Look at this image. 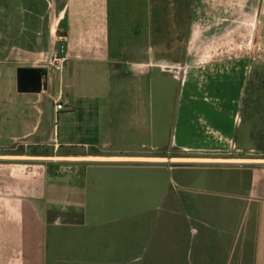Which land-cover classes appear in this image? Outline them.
Returning <instances> with one entry per match:
<instances>
[{
  "label": "crops",
  "instance_id": "crops-1",
  "mask_svg": "<svg viewBox=\"0 0 264 264\" xmlns=\"http://www.w3.org/2000/svg\"><path fill=\"white\" fill-rule=\"evenodd\" d=\"M46 12L61 71L40 93L0 78V264H264V152L242 123L264 0Z\"/></svg>",
  "mask_w": 264,
  "mask_h": 264
},
{
  "label": "rangeland",
  "instance_id": "rangeland-1",
  "mask_svg": "<svg viewBox=\"0 0 264 264\" xmlns=\"http://www.w3.org/2000/svg\"><path fill=\"white\" fill-rule=\"evenodd\" d=\"M46 7L47 0H22V27H16L19 23L18 0H0L1 79L20 65L46 68L51 65L53 57L58 56L61 49L58 35L61 32L47 20ZM18 37L22 43L15 42ZM54 37L55 43L52 44L50 40ZM53 49L54 56L51 55ZM251 63L248 64L247 82L252 81V85L247 92L242 116L248 128L252 123L261 126L264 120V61Z\"/></svg>",
  "mask_w": 264,
  "mask_h": 264
},
{
  "label": "water",
  "instance_id": "water-1",
  "mask_svg": "<svg viewBox=\"0 0 264 264\" xmlns=\"http://www.w3.org/2000/svg\"><path fill=\"white\" fill-rule=\"evenodd\" d=\"M47 68L17 67L15 69V87L18 93H40L46 89Z\"/></svg>",
  "mask_w": 264,
  "mask_h": 264
},
{
  "label": "trees",
  "instance_id": "trees-1",
  "mask_svg": "<svg viewBox=\"0 0 264 264\" xmlns=\"http://www.w3.org/2000/svg\"><path fill=\"white\" fill-rule=\"evenodd\" d=\"M256 75H257V73L254 74V77H256ZM251 85H252V81H250L249 83L247 82L246 98H247V92L249 91ZM250 92H251V90H250ZM246 98H245V104L247 102ZM245 122H246V119H242L243 125L246 126ZM249 128H251L252 133H253L252 138H253V141L255 142V148L257 150H260V151L264 152V120H263V123L261 124V126L258 125L257 123H252L249 126ZM255 129H257L256 133H255ZM258 129L262 130V135L260 137L258 136ZM255 135H257V138H255Z\"/></svg>",
  "mask_w": 264,
  "mask_h": 264
},
{
  "label": "built area",
  "instance_id": "built-area-1",
  "mask_svg": "<svg viewBox=\"0 0 264 264\" xmlns=\"http://www.w3.org/2000/svg\"><path fill=\"white\" fill-rule=\"evenodd\" d=\"M60 59L55 58L54 60H52V62H54V70L56 71H61L62 69V64L61 62H59ZM56 109L57 110H61L62 109V105L61 104H57L56 105Z\"/></svg>",
  "mask_w": 264,
  "mask_h": 264
}]
</instances>
